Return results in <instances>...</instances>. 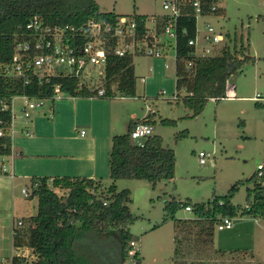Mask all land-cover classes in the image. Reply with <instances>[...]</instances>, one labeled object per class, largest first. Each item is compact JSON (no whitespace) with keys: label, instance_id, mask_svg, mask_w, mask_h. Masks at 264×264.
Instances as JSON below:
<instances>
[{"label":"trees","instance_id":"1","mask_svg":"<svg viewBox=\"0 0 264 264\" xmlns=\"http://www.w3.org/2000/svg\"><path fill=\"white\" fill-rule=\"evenodd\" d=\"M177 1L181 7L179 28L187 29V33L182 34L179 30L176 77L178 98L173 101L182 102L192 111L188 117H196L203 112L211 98H215V101L225 98L230 77L238 71L242 72L244 64L255 59L250 56L249 37L225 33L221 53L199 59L195 74L188 75L185 65L187 60L193 57L194 50L188 41L196 35L194 0ZM200 1L204 15L221 14L217 0ZM212 4H217L214 11L209 8ZM34 15H40L51 25H72L77 28L90 20L115 22L119 17L127 16L137 23L140 34L145 32L149 19V15L136 12L121 15L113 11H101L97 0H0V63L11 61L14 35L20 30L19 27L24 26ZM133 59L131 55L109 54L104 75V96L137 95V76L134 72ZM55 81L56 79L52 84ZM52 84L24 85L22 80L0 73V106L2 101L11 104L14 96L23 94L49 99L53 94ZM64 88L75 97L93 96L97 92L87 87L79 89L78 80L75 78ZM257 106L264 108L258 101ZM11 115L10 108L0 110V128L5 131V134L0 136V156L9 155L12 150V137L9 134ZM152 117L150 114L142 121L155 125L157 121L152 120ZM136 123L130 122L124 134L115 135L111 140L109 178L112 183L109 186L104 185L102 179L90 177L56 176L51 180L39 178L33 181L30 196L38 199L37 212L21 220L22 224L13 231L15 247L26 246L32 249L35 256L32 264H90L78 254L80 248L77 246L78 240L87 235L96 239L115 238L119 242L122 261L129 258L128 249L133 239L130 224L136 217L128 206L131 201L130 190H118L116 182L121 179H140L149 182L155 188L160 181L173 179L176 170L175 151L163 145L160 135L153 134L142 144L132 140L131 131ZM160 123L174 125L175 120L160 118ZM186 135L188 131H183L178 137ZM262 164V174L258 175L260 170L257 169L247 180L252 187L247 188L244 207L231 202V198L244 184L243 181H237L231 187L228 196H214L207 202L192 203L177 201L175 198L166 202L164 207L166 215L176 221L174 248L176 258L183 254L184 240L189 236H193L199 242L213 245L216 227L225 217L231 219L244 215L252 218L264 217V162ZM54 189L64 190L65 194L59 195ZM186 206L192 207L195 218L177 219L175 213ZM216 251L223 253L220 249ZM13 264L27 263L15 256ZM136 264H142L139 251Z\"/></svg>","mask_w":264,"mask_h":264},{"label":"rangeland","instance_id":"2","mask_svg":"<svg viewBox=\"0 0 264 264\" xmlns=\"http://www.w3.org/2000/svg\"><path fill=\"white\" fill-rule=\"evenodd\" d=\"M221 14L217 17H200L199 28L204 20H208L223 33L238 37H249L250 56L255 61L244 64L242 72L238 71L230 77V91L234 93L232 99L208 100L203 112L196 117H188L192 111L182 102L168 99L175 91L174 60L173 68L166 71L169 86H155V94L146 93V84L141 76L151 75L148 66L155 57L137 54L134 61L146 67L138 80V91L135 97L126 100L136 111L145 109L144 98L147 99L150 113L157 123L153 134L160 135L163 145L172 148L176 155L175 176L169 181H160L155 188L140 179H121L116 182L117 189H129L131 201L128 206L136 220L130 224L132 240L137 243L142 264H264L248 252L251 245L253 230L259 226L258 218L244 215L233 219L234 227L219 231L215 230V247L223 251L219 253L210 243L199 242L193 236L184 240L183 254L175 256L176 221L168 217L165 204L175 198L177 201L192 203L207 202L214 196H228L231 187L237 181H243L240 189L231 198L235 205L244 207L246 192L252 187L247 180L264 162V108L257 106V100L252 97L260 94L264 96V0H217ZM101 11L130 15L134 12L156 17L159 21L167 13L163 7V0H97ZM148 25L153 23L148 22ZM172 53V52H171ZM169 63L172 59L169 58ZM96 69L94 85L103 87L104 75L99 77ZM172 80V81H171ZM166 90V95L158 94ZM153 96V97H152ZM134 98V99H133ZM263 103V100H259ZM47 101L41 108L49 110ZM23 106L22 96L13 99V113L21 115ZM38 108V109H41ZM37 109L30 110V113ZM160 118L175 120L174 125L160 123ZM183 131L188 135L178 137ZM123 130L119 134H124ZM144 140H138L141 144ZM209 154L206 163L198 160L199 152ZM103 183L109 186L112 181L103 178ZM59 195L64 190L56 191ZM29 207L37 206V198L26 197ZM30 211V210H27ZM37 208L33 210V214ZM26 213V212H25ZM24 213V214H25ZM10 220L7 229L0 232V264H11L15 254L12 248V221L17 226V217ZM175 217L181 220L195 218L193 210L184 207L178 209ZM166 218V220H165ZM263 218V217H260ZM165 220V221H164ZM257 220V221H256ZM159 225V226H157ZM259 235H256V238ZM234 240V242H233ZM248 241V242H247ZM77 246L85 260L90 264H131L130 258L122 261L119 242L112 237L93 238L90 235L78 240ZM233 251V252H230ZM17 252V251H16ZM230 252V253H228ZM242 252V253H241ZM33 257L29 258L31 264Z\"/></svg>","mask_w":264,"mask_h":264},{"label":"built area","instance_id":"3","mask_svg":"<svg viewBox=\"0 0 264 264\" xmlns=\"http://www.w3.org/2000/svg\"><path fill=\"white\" fill-rule=\"evenodd\" d=\"M163 7L167 11L164 14L166 17L163 15L160 21L156 17H149L148 22L153 23V25H148L147 22L143 34L138 32L137 23L127 16H121L115 22L90 20L79 28L72 25H51L40 15H34L30 18L15 33L12 59L8 63H0V73L22 80L24 85L31 83L47 85L52 84L54 79L56 81L52 84L53 94L49 99L30 97L27 94L20 95L23 99L21 114L24 118L29 120L30 110L43 107L47 101L54 102L72 97L73 95L64 87H67V83L74 78L78 80L79 89L87 87L90 90H97V94L103 96L105 90L101 86L94 85V78L97 77V68L99 69V77L105 75L109 54L131 55L133 57L137 54H145L155 58L171 54L175 62L174 69L177 77L179 30L183 34L187 33V29L179 28L181 7L177 0H163ZM193 7L195 9L196 35L189 39L188 44L194 50L193 57L188 59L185 65V70L190 76L195 74L196 63L199 59L218 55L221 53L224 44L222 41L223 33L208 20L203 21L202 29L199 28L198 19L207 17L203 13L202 2L194 0ZM209 8L214 11L217 4H212ZM183 93L185 94V91ZM234 96L232 93H226L225 98L232 99ZM14 97L11 99V104L2 101L0 106V110L11 109V125L9 127L11 137L13 123L17 116L16 113H13ZM177 98L178 94L175 91L170 99L175 100ZM211 99L215 100V98ZM252 99L264 101V96L257 94ZM4 134L5 131L0 128V136ZM152 135L153 126L143 121L137 122L131 131V138L135 142L145 140ZM207 157L209 154L203 151L198 154V160L201 164L206 163ZM262 167L263 164L258 165L260 170L258 175L262 174ZM0 169L7 171L4 163H0ZM22 191L26 196L30 195L27 189ZM185 209L190 211L192 207L186 206ZM21 224L22 221L19 220L18 225ZM233 224V219L225 217L217 225V228L218 230H225L232 228ZM136 247L137 243L132 240L128 249L131 264L137 263L138 249ZM16 256L28 264L29 258L34 254L20 248ZM32 262L33 260L30 263L32 264Z\"/></svg>","mask_w":264,"mask_h":264},{"label":"crops","instance_id":"4","mask_svg":"<svg viewBox=\"0 0 264 264\" xmlns=\"http://www.w3.org/2000/svg\"><path fill=\"white\" fill-rule=\"evenodd\" d=\"M169 58L172 59L171 64L168 61ZM173 60L171 54L154 58L148 66L152 74L147 78L141 73L146 67L140 66V63L137 64L133 59L135 75L139 78L142 74L141 80L146 84L147 94H155L157 91L153 90L156 89V85L169 86L166 71L173 68ZM173 70L176 91V75L175 69ZM138 85L137 80V91ZM230 85L228 80L227 93L234 94L230 91ZM162 93L164 96L167 91L163 90ZM130 98L119 94L110 97L100 96L96 92L93 96H72L54 101L49 104V110L41 108L31 113L29 120L22 114L16 116L12 128L11 153L0 156V163H4L7 168V171L0 169L1 233L5 228L7 229L10 220L15 218V213L19 214L18 221L36 214L32 212L37 206L32 205L28 209L26 200L22 198V195L26 196L23 189H27L31 195L32 183L35 179L49 178L51 180L56 176H71L103 180L109 177V152L113 136L123 130L127 131L130 122L142 121L151 114L146 98L143 111H136L134 106L126 103V100ZM152 120L156 121L154 117ZM152 126L155 127V125ZM30 195L26 197L31 198ZM34 198L37 197H33L32 200ZM258 220L259 226L253 230L248 252L255 259L264 262V217ZM18 221L17 226L12 221V248L15 254L11 258V264L20 248L32 253L29 247L14 246L13 231L19 228ZM256 235H259V240ZM215 238L214 235V241ZM214 241V249H217ZM31 257L34 260L35 256Z\"/></svg>","mask_w":264,"mask_h":264}]
</instances>
